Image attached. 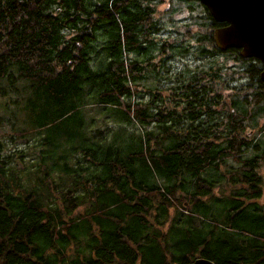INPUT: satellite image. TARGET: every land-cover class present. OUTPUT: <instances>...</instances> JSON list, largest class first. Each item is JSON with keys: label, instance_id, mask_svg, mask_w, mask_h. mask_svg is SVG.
<instances>
[{"label": "trees", "instance_id": "trees-1", "mask_svg": "<svg viewBox=\"0 0 264 264\" xmlns=\"http://www.w3.org/2000/svg\"><path fill=\"white\" fill-rule=\"evenodd\" d=\"M193 1L206 15L195 16L192 5L189 30L206 32L188 37L199 40L198 57L214 56L213 42L202 40L226 24ZM160 3L0 0V126L4 120L8 138L27 144L9 155L0 140V264H264L260 65L251 59L257 66H246L230 49L222 52L224 65L164 75L163 60L185 56L192 45L157 41ZM157 55L164 56L153 62L157 82L143 85L144 57ZM228 59L234 67L225 66ZM234 74L257 86L234 89L225 101L224 79ZM162 79L180 83L165 89ZM55 123L75 127L65 131L58 157L55 148L45 154L61 147L45 135ZM115 127L126 135L141 130L138 148L92 144ZM212 170L227 181L223 192L234 203L230 231L200 220L222 188L208 176Z\"/></svg>", "mask_w": 264, "mask_h": 264}, {"label": "rangeland", "instance_id": "rangeland-1", "mask_svg": "<svg viewBox=\"0 0 264 264\" xmlns=\"http://www.w3.org/2000/svg\"><path fill=\"white\" fill-rule=\"evenodd\" d=\"M195 1L193 0H161V3L159 5H157L156 7V14H154L156 19H159V36L160 40L164 39V38H178L180 37L178 34L184 32L185 30L181 28V23L182 22H189L191 23V21H193V17L192 13H194L195 16H200V18H203L206 13L204 11V9L201 6L195 5L194 3ZM192 5L196 6V11L192 12L190 11V7ZM205 14V15H204ZM193 15V16H194ZM169 20H172L173 24H170ZM213 28H210L209 30L212 32ZM191 31L193 33L198 31V28L196 26H194ZM200 33V32H199ZM157 34V33H156ZM181 38H182V34H181ZM99 41H101L99 39ZM163 42H175V41H163ZM179 42V44H187L189 43L190 45H192L190 52L188 54H186L185 56H175L166 60H163L162 63V67H163V71L162 73L164 75H169V76H178L179 73H181L183 70H189V71H208L210 67L215 68L218 65H224L223 61L219 60L218 57L220 59L224 58V54L222 53H218V57H198V54L196 53V48L195 45L197 44L195 41H176ZM152 56H148V57H144L147 58L148 61H143L141 66L145 69V78L142 80V84L149 86V87H153L157 80L156 78L153 76L154 70V64L156 62V58L157 57H152ZM166 57V56H165ZM161 59H164V57H162ZM248 60V59H247ZM246 61V59H245ZM251 62L252 66H257V63L255 61H252L251 59L249 60ZM248 61V62H249ZM226 62V61H225ZM231 61L228 59L226 62V67H230V66H234V64L230 63ZM248 62L245 63L246 66H248ZM258 65L261 68V63L258 61ZM228 72V71H227ZM235 75V74H234ZM224 81H226V84L229 85L228 88L229 90L224 91L223 93L221 92V94L223 95V97L225 98V101L228 99V96L230 94L233 93L234 89H245V90H249V88L252 89V87L257 86V82L256 80H252V78H250L249 76H239V74L235 75L234 78H230V76L226 75ZM169 83L166 82V80H160L159 84L160 86H165L166 88L169 87L168 85ZM165 88V89H166ZM222 88V87H220ZM231 88V89H230ZM165 89H163L165 91ZM162 95L163 92H161ZM145 99H148L145 98ZM24 103H22L20 106H23ZM87 111V109H86ZM92 111L96 112L99 111V106L94 105L92 106ZM104 111V110H103ZM14 112H17V106L14 107ZM22 117H24V114H21ZM5 114L4 111L2 109H0V117L4 118ZM259 123V125H264V118H261V122L260 119H256ZM87 124L90 125H95L97 126V124H102L101 120H97V119H88L87 121H85ZM72 124V125H71ZM51 129L48 132V134L45 133V135H47L50 139L54 138L56 140V144L59 143L61 145V147H57L56 146H50L45 148V154H51L52 149H54V155L55 157H58L59 155L65 153V141L66 139H68V132H65L67 129H70V131H74L75 127L73 125V123H70V126L66 127V130H62V125L61 124H54L51 125ZM251 127H246L245 128V132L247 134V136H252L255 133V129H253V127L256 126V123H252L250 125ZM10 130V125H8L7 123L4 122V120H2V124L0 126V140L5 144L6 147V153L7 154H15L17 152H21L24 151L25 147L27 146V144L23 145V144H14L12 142V140H10L8 138V132ZM133 135L131 133H129L128 135L124 134L121 132V130L117 127H115L113 129V131L109 132L108 134V138L107 136L106 141L105 140H100V141H95L94 143H92L94 146L97 147H101V149H105L106 148V144L111 143L112 145H114L116 148H119V146H123V145H128L129 147H131L130 149H134L136 150L138 148V139L141 136V130H139L138 128L135 129V131L132 132ZM108 140V142H107ZM33 142H30L29 144L31 145ZM251 149L250 151H247L243 154V156H249L251 154ZM16 155V154H15ZM25 159V158H23ZM229 166H233L235 167L236 165H234L235 163H232L230 160L228 161ZM229 171H227V169L224 168V173L223 175L227 174ZM209 175L211 179H215V181H219V183H221L222 188L220 189H215L214 194L217 195V198L214 199L209 205V207H205V210L202 211L200 213V220L203 222H208L210 224H216L217 226L220 227L221 230H229V222H228V218H227V213L229 211V208H231L234 203L231 202V200L228 199V196L225 195V193L223 192V188L224 186L227 184V181L225 179H223V177L219 174V172H215V171H209ZM260 174L262 176V181H263V194L262 197L257 201L259 205L264 207V166L261 167L260 169ZM228 185V184H227ZM237 225L239 226L240 229H242L244 232H249L250 230H252V228L248 225L245 226L242 220H238ZM230 231V230H229Z\"/></svg>", "mask_w": 264, "mask_h": 264}, {"label": "water", "instance_id": "water-1", "mask_svg": "<svg viewBox=\"0 0 264 264\" xmlns=\"http://www.w3.org/2000/svg\"><path fill=\"white\" fill-rule=\"evenodd\" d=\"M219 24L213 30L216 48L220 51L239 50L243 59L261 63L260 81L264 85V0H197ZM188 264H213L197 258Z\"/></svg>", "mask_w": 264, "mask_h": 264}, {"label": "flooded vegetation", "instance_id": "flooded-vegetation-1", "mask_svg": "<svg viewBox=\"0 0 264 264\" xmlns=\"http://www.w3.org/2000/svg\"><path fill=\"white\" fill-rule=\"evenodd\" d=\"M170 24H173L172 22H169ZM190 26H191V23H189V22H182L181 23V28L182 29H184L185 31L184 32H182V33H179L178 35L180 36V37H178V38H172V37H169V38H164V39H161L160 40V37H158L159 36V28H158V30H157V32H155V36H157V38H158V40L157 41H199V40H197V39H191L190 37H188V35H191L193 32L191 31V30H189L190 29ZM198 28V31L197 32H200V34L201 35H205V32H206V28H200V27H197ZM192 29V28H191ZM215 28H213L212 29V33H213V30H214ZM197 32H195V33H197ZM157 33V34H156ZM212 33H211V38L210 39H204V40H202V41H212L213 42V47H214V49L211 47L210 48V50H213L214 51V56H211V57H218V53H222L223 51H220V50H218L217 48H216V46H215V44H214V39H213V35H212ZM181 34H182V38H181ZM228 51V50H227ZM226 52V51H225ZM162 57H164V56H162V55H157V58H156V62H157V64H159V62L162 60L161 58ZM170 58H172V57H170ZM170 58H168V57H166V59H169L170 60ZM218 59L219 60H221L222 61V59H220L219 57H218ZM243 59V58H242ZM250 59H252V58H249L248 60L246 59V61H245V63H247ZM245 60V59H244ZM231 63V62H230ZM248 65H251V62L249 61L248 62ZM232 67H234V66H232ZM176 80L174 79V80H172L168 85H171V84H179L180 82H175ZM161 88H166L165 86H161ZM218 88V87H217ZM219 89H220V87H219Z\"/></svg>", "mask_w": 264, "mask_h": 264}]
</instances>
